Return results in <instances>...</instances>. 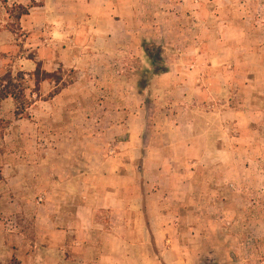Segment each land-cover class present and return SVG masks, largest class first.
I'll list each match as a JSON object with an SVG mask.
<instances>
[{
    "label": "rangeland",
    "instance_id": "rangeland-1",
    "mask_svg": "<svg viewBox=\"0 0 264 264\" xmlns=\"http://www.w3.org/2000/svg\"><path fill=\"white\" fill-rule=\"evenodd\" d=\"M7 74L16 98L0 100V264H34L30 251L46 247L36 231L55 211L49 194H25L24 178L96 174L104 150L123 153L118 142L133 137L136 156L162 152L187 91L225 143L223 182L249 187L244 224L225 232L244 233L242 251L198 264H264V0H0Z\"/></svg>",
    "mask_w": 264,
    "mask_h": 264
},
{
    "label": "crops",
    "instance_id": "crops-1",
    "mask_svg": "<svg viewBox=\"0 0 264 264\" xmlns=\"http://www.w3.org/2000/svg\"><path fill=\"white\" fill-rule=\"evenodd\" d=\"M99 24L106 28L108 22ZM189 94L177 124L169 126L177 138L162 152L148 146L136 156L133 137L118 142L123 153L104 150L96 174L80 169L67 170L64 182L58 173L23 179L25 194H49L55 211L45 218L48 228L36 231L46 247L30 251L34 264H198L242 251L244 233L225 232L244 224L249 187L223 182L228 174L218 166H226L225 143L214 135L211 113L186 104Z\"/></svg>",
    "mask_w": 264,
    "mask_h": 264
},
{
    "label": "trees",
    "instance_id": "trees-1",
    "mask_svg": "<svg viewBox=\"0 0 264 264\" xmlns=\"http://www.w3.org/2000/svg\"><path fill=\"white\" fill-rule=\"evenodd\" d=\"M153 65L156 67L157 63L159 61V54L155 53V55H151L150 56ZM157 72H164L165 70H160L159 68H157ZM35 75H42V80L47 79V76L49 75V73L44 72L43 70H41L39 67H37V70L35 71ZM8 79L9 84H11V75L7 74L5 77L0 79V100L6 99L8 96H12L16 98V94L14 93L13 90H11L10 85L8 86L7 84L3 86V81H6V79ZM39 79L36 78V82L38 83Z\"/></svg>",
    "mask_w": 264,
    "mask_h": 264
}]
</instances>
